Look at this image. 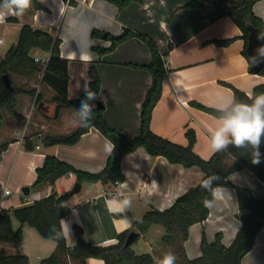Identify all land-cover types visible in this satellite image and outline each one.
<instances>
[{
	"label": "crops",
	"instance_id": "crops-1",
	"mask_svg": "<svg viewBox=\"0 0 264 264\" xmlns=\"http://www.w3.org/2000/svg\"><path fill=\"white\" fill-rule=\"evenodd\" d=\"M37 1L43 8L31 4L21 16L11 15L0 8L6 17L0 23L17 25L18 31L28 24L33 29L48 31L61 39V57L69 60L68 96L71 99L78 98L89 89L88 70L91 64H96L102 80L100 97L105 105L104 116L109 124L130 138L140 133L141 107L152 84L150 72L133 64H148L152 58L151 51L145 41L135 36L114 51L100 55L92 47H109L111 41L104 36L93 37L94 29L119 35L128 27L156 41L170 71L163 82L161 99L153 111L151 128L156 134L183 146L189 142L186 131L194 129L197 137L194 151L206 160L215 153L211 150L209 136L217 125V117L201 110L195 103L220 109L232 101V88L222 82L248 95L253 94L256 86L264 84V76L251 71L249 57L243 53L245 40L241 29L230 16L211 22L214 11L211 3H206L203 8H187L185 5L191 0H144L143 3L119 8L109 0ZM253 10L264 22V0L256 1ZM17 35L16 39L19 38ZM231 38L233 41L229 45L214 42L216 39ZM31 55L46 59L50 52L35 48ZM42 75L43 70L37 71L34 76L16 79L26 89H36L34 97L28 94L17 96L15 111L26 116V120L19 121L3 110L0 142L10 143L0 157V182L16 189L29 186V195H32L12 192L3 198L0 210H14L32 204L53 192L62 195L72 191L77 182L73 173L38 189L31 187L37 179V168L43 165L47 155L92 173L101 171L109 156L105 150L109 140L96 127H91L74 145L46 142L45 136L69 134L80 122L75 109H62L60 115L55 116V92L42 81ZM38 95L39 101L36 100ZM90 103L94 109L96 103ZM34 111L38 112L34 114ZM121 168L125 179L116 182L111 193L99 184L85 181L80 192L65 201L63 207L67 216L62 225L69 246L76 241L74 224L83 228L84 239L94 245L115 244L118 234L132 226L126 216L116 214L129 213L134 220H140L152 209L162 211L190 188L198 186L204 176L198 166L171 163L164 156L149 154L144 147L127 154ZM13 173L18 178L14 179ZM228 180L249 189L254 197L264 199V183L249 169L243 168L231 174ZM224 187L231 198L217 201L209 208L207 219L189 229L185 250L190 259L202 255L200 244L204 233L209 242H213L220 233L223 244L230 246L242 225L241 216L248 213L247 209L240 208L235 189ZM124 198L131 199L129 209L123 213L110 210L115 208L117 200ZM12 225L15 230L21 226L13 214ZM158 225H152L139 238H145L148 253L155 257L154 264H159L161 260L158 251L166 248L162 244L163 233L156 236V242L147 238V234ZM29 234H33L32 231L23 225V239L29 238ZM28 247L29 244L25 247L0 244V249L4 248L7 254L27 255L32 264V256L23 250ZM56 247V242H44L41 248L45 254L38 257H49ZM87 264H105V261L88 258ZM241 264H264V226Z\"/></svg>",
	"mask_w": 264,
	"mask_h": 264
},
{
	"label": "trees",
	"instance_id": "trees-1",
	"mask_svg": "<svg viewBox=\"0 0 264 264\" xmlns=\"http://www.w3.org/2000/svg\"><path fill=\"white\" fill-rule=\"evenodd\" d=\"M109 1L119 8H125L133 3H143L144 0ZM256 1L259 0H191L185 7L203 8L206 3L213 4L214 11L211 22H216L224 16H230L242 31V38L245 40L243 53L248 58L246 49L249 27L257 28L260 37L264 40V22L253 10ZM2 2L3 0H0V3ZM32 4L37 8H43L37 0H32ZM9 20L16 19L9 18ZM92 36H104L111 41L109 47H92L100 55L114 51L119 45L135 36L145 41L150 48L152 58L148 64H133L149 71L152 76V84L141 107L140 133L133 138L121 133L106 120L103 113L105 107L100 109L96 106L93 109L94 119L91 126L84 127L80 124L69 134H51L45 136V140L49 144L74 145L91 127H96L115 145L113 152L108 156L105 167L96 173L82 171L56 156L47 155L43 165L37 168V179L31 187L38 189L46 183L53 184L59 178L73 173L77 182L81 184L85 181L93 182L103 186L107 192L111 193L116 182H122L125 179L121 168L123 158L139 147H144L153 156H164L171 163H179L186 167L198 166L204 176L198 186L190 188L170 207L162 211L152 209L140 220H134L129 213L116 214L117 216H126L132 222V226L118 234L115 244L94 245L88 242L83 237V228L78 224L73 225L75 243L71 246L67 244L62 225L67 211L63 204L73 196L71 191L62 195L53 192L32 204L14 210H0V244L18 245L22 239L23 225L27 224L34 227L41 236L53 239L57 243L56 250L49 257L42 259L41 264H87L88 258L103 259L105 264H154V255L151 253L137 254L131 245L126 246V240L134 228H137L141 234H145L152 225L159 224L165 229L162 244L166 248L172 249L176 256L178 255L176 264H241L244 256L253 248L255 238L264 226V199L254 197L249 189L231 183L228 178L231 174L247 168L264 183V153L262 152L264 142L260 145V155L256 163H253L251 148L238 149L235 147H229L223 152H215L210 159L206 160L194 151L197 141L194 129L189 128L186 131L189 141L186 146L156 134L151 128L152 115L163 94L165 76L170 71L156 41L148 35L128 27L124 28V31L119 35L94 29ZM232 41V38L214 40L218 45H229ZM60 45L61 39L53 36L50 32L33 29L28 24L23 25L17 43L6 52L3 58H0V129L3 124V110L8 111L19 121L26 120V116L15 111L17 96L28 94L30 97H34L36 89H26L17 83L16 78L31 77L40 69L43 70L42 65L40 66V63L36 62L31 55L35 48L50 52L48 64L43 70L42 81L55 92L53 97V102L56 103L55 116L58 117L62 109H77L80 100L84 98V92L78 98H69V60L61 57ZM171 48L172 44L169 45V49ZM88 73L90 76L88 90L96 94L95 103L98 101L103 103L100 97L102 80L97 65L91 64ZM5 74L11 78L13 90L5 85L3 80ZM259 74L264 76V67ZM222 84L232 88L235 100L250 102V95L246 92L227 82H222ZM258 93H264V84L256 86L252 95ZM39 99L40 95L36 100L39 101ZM195 105L216 117L220 115L219 109L199 103H195ZM9 143L10 141L0 142V157L2 152L8 148ZM213 174L220 176L217 183L235 189L240 208L247 209L248 213L241 216L242 225L230 246L223 244L220 233L216 235L213 242H209L204 233L200 244L202 255L190 259L186 254L185 242L189 237L190 227L195 223L203 222L209 216V208L204 206V201L212 199V197L201 187V183L203 179ZM12 214L21 224L17 230L12 225ZM0 264H30V261L25 254H7L6 250L2 248L0 249Z\"/></svg>",
	"mask_w": 264,
	"mask_h": 264
},
{
	"label": "clouds",
	"instance_id": "clouds-1",
	"mask_svg": "<svg viewBox=\"0 0 264 264\" xmlns=\"http://www.w3.org/2000/svg\"><path fill=\"white\" fill-rule=\"evenodd\" d=\"M32 0H3L0 8L14 16H21L31 7ZM3 12H0V22L5 19ZM92 57L89 55V60ZM97 99L95 93L85 90L84 98L80 100L76 109V115L81 126L89 127L94 119L93 107L90 101ZM250 102H243L233 99L219 109L217 125L209 136L210 147L213 152H223L229 147L238 149L251 148L253 163L258 162L259 149L264 142V93L249 96ZM115 145L109 141L105 144V150L109 155L113 152ZM219 175H211L203 179L201 187L210 193L212 199H205L204 206L211 208L219 200L231 198L228 190L221 184ZM153 184H156L153 181ZM131 207V199L124 198L116 201L112 211L125 212ZM176 256L173 252H166L159 264H176Z\"/></svg>",
	"mask_w": 264,
	"mask_h": 264
},
{
	"label": "rangeland",
	"instance_id": "rangeland-1",
	"mask_svg": "<svg viewBox=\"0 0 264 264\" xmlns=\"http://www.w3.org/2000/svg\"><path fill=\"white\" fill-rule=\"evenodd\" d=\"M18 27L17 25L14 24H6V23H0V40L2 39V42H0V56L4 57L6 52L17 43L18 41V37L16 39V35L19 34L20 35V31H18ZM18 36V35H17ZM126 42V41H125ZM120 46V45H119ZM38 54V53H37ZM41 66V63H40ZM42 67V66H41ZM41 71V69L39 70ZM38 71V72H39ZM37 73V72H36ZM35 73V74H36ZM34 74V75H35ZM33 75V76H34ZM17 79V78H16ZM38 111H34V114L37 113ZM31 151V150H29ZM21 163H19L20 165ZM14 179L18 178L17 174L13 173L12 176ZM11 191L15 194L17 191H19V194H23V188H18L16 189L14 186L10 185ZM32 195V194H31ZM28 195V196H31ZM26 197V196H25ZM25 227L28 230H31L33 234H29V238L28 237H24L23 239V234H22V239L20 241V247H25L26 245L29 244V247L26 249H23L25 252H29L30 255L32 256V264H41L42 259L38 256H44L43 254H45L43 252V249L41 248L42 244L44 242L47 243H55V241L53 239H49V238H45L43 236H41L39 234V232L32 226L25 224ZM155 230H153L152 232H149L147 234V238L152 241V242H156V236L165 232V229L163 226L158 225L156 226V228H154ZM23 230V228H22ZM159 231V232H158ZM162 238V237H161ZM145 238H141L139 239L134 245H132L133 249L137 250V252L139 253H148V247L145 244ZM173 252L172 249H168V248H163L161 250L158 251L160 259H162L163 255L166 252ZM174 253V252H173ZM175 254V253H174ZM176 256V254H175ZM178 256V255H177ZM176 256V258H178ZM47 258V257H46ZM72 264V263H71ZM74 264V263H73Z\"/></svg>",
	"mask_w": 264,
	"mask_h": 264
},
{
	"label": "water",
	"instance_id": "water-1",
	"mask_svg": "<svg viewBox=\"0 0 264 264\" xmlns=\"http://www.w3.org/2000/svg\"><path fill=\"white\" fill-rule=\"evenodd\" d=\"M263 45H264V40L260 37L257 28L250 26L249 35H248V46L246 51L248 53V57L251 63V71L253 73H259L260 70L264 67ZM3 80L5 82V85L9 89L13 90L11 78L9 77L8 74H5L3 76ZM40 106H43V104H41ZM96 106L97 108L100 109H103L105 107V105L101 101L96 102ZM262 152L264 153V146L262 147ZM22 190L26 195L30 194L29 186L23 187ZM80 190H81V183L76 182L71 192L73 194H76L80 192ZM141 235H142L141 232L137 228H134L127 237L126 246L132 245L135 241H137L141 237Z\"/></svg>",
	"mask_w": 264,
	"mask_h": 264
},
{
	"label": "built area",
	"instance_id": "built-area-1",
	"mask_svg": "<svg viewBox=\"0 0 264 264\" xmlns=\"http://www.w3.org/2000/svg\"><path fill=\"white\" fill-rule=\"evenodd\" d=\"M2 42V39L0 40ZM50 56H48L46 59H40L39 57H34L36 62H39L42 64L43 70L46 68L48 61H49ZM39 145H37V148ZM0 207L2 206L3 203V198L10 195L12 193L11 189L5 184L0 182Z\"/></svg>",
	"mask_w": 264,
	"mask_h": 264
}]
</instances>
